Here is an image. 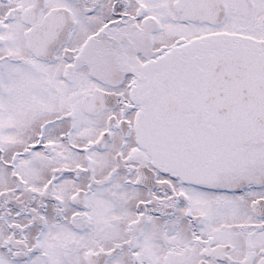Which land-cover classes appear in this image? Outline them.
Wrapping results in <instances>:
<instances>
[{
  "label": "flooded vegetation",
  "instance_id": "flooded-vegetation-1",
  "mask_svg": "<svg viewBox=\"0 0 264 264\" xmlns=\"http://www.w3.org/2000/svg\"><path fill=\"white\" fill-rule=\"evenodd\" d=\"M259 108L264 0H0V264H264Z\"/></svg>",
  "mask_w": 264,
  "mask_h": 264
},
{
  "label": "water",
  "instance_id": "water-1",
  "mask_svg": "<svg viewBox=\"0 0 264 264\" xmlns=\"http://www.w3.org/2000/svg\"><path fill=\"white\" fill-rule=\"evenodd\" d=\"M59 11L60 10H55V12H57V13H59ZM62 29H64V28H62ZM40 37H41V35H40L38 27L32 28L31 32L29 33V35L27 37L28 38L27 44L30 47L33 54H35V55H38L41 53V51H40L41 43H39L38 41L35 40V39H38ZM88 101H90V100H88ZM213 112L218 116H221L223 118H227L228 122H230L234 116L235 110L230 109V108L214 109ZM249 114L251 115L250 110H249ZM251 116L255 119L256 122H258L260 124V126L262 128H264V125L262 124V121L264 122V120H263L264 119V108L256 109L253 112V115H251Z\"/></svg>",
  "mask_w": 264,
  "mask_h": 264
},
{
  "label": "rangeland",
  "instance_id": "rangeland-1",
  "mask_svg": "<svg viewBox=\"0 0 264 264\" xmlns=\"http://www.w3.org/2000/svg\"><path fill=\"white\" fill-rule=\"evenodd\" d=\"M244 127L245 126H243L239 130V136H238L236 142L230 141L228 148L231 149V147H234V149L237 150L238 153H240L241 151H243L245 153V159H246L247 152L250 149L259 150V149H261V147L256 146V139H254V137L253 138H250V140H249V136H253L254 135V132H251L252 134L249 135V133H247V131H246V129ZM218 133L219 132H217V131L215 132L214 131V134L217 135ZM226 133L228 134V133H231V132H224V131L222 132L223 135H225ZM255 136H257V135H255ZM224 140H226V137H222L221 138L222 145H223ZM257 142L258 143H262V140H257Z\"/></svg>",
  "mask_w": 264,
  "mask_h": 264
}]
</instances>
